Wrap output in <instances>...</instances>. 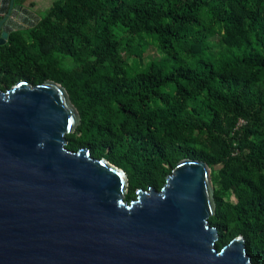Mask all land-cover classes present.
<instances>
[{
  "label": "trees",
  "instance_id": "16d2710c",
  "mask_svg": "<svg viewBox=\"0 0 264 264\" xmlns=\"http://www.w3.org/2000/svg\"><path fill=\"white\" fill-rule=\"evenodd\" d=\"M37 15L0 46V89L64 86L81 118L67 148L122 169L127 200L204 160L218 246L242 235L264 264V0H55Z\"/></svg>",
  "mask_w": 264,
  "mask_h": 264
},
{
  "label": "water",
  "instance_id": "95a60500",
  "mask_svg": "<svg viewBox=\"0 0 264 264\" xmlns=\"http://www.w3.org/2000/svg\"><path fill=\"white\" fill-rule=\"evenodd\" d=\"M40 17L0 0V46ZM80 114L64 86L0 89V264H255L245 238L218 246L212 168L184 159L126 199L119 167L67 148Z\"/></svg>",
  "mask_w": 264,
  "mask_h": 264
},
{
  "label": "rangeland",
  "instance_id": "374dc122",
  "mask_svg": "<svg viewBox=\"0 0 264 264\" xmlns=\"http://www.w3.org/2000/svg\"><path fill=\"white\" fill-rule=\"evenodd\" d=\"M29 2H25L27 4L31 3L32 0H28ZM53 0H41L39 2V0H36L33 4V6L31 5H26L25 3L21 4L24 8H27L28 10H31L33 11L35 14H37L36 12L37 11H45V10H48L51 6H52V3ZM138 56H141L145 61H148L149 59H155L157 58L159 55H158V52L157 50L152 46V45H148L146 47H144L141 52L139 53ZM133 57L131 56L129 58V61H132ZM216 213H217V210H216ZM215 213V214H216Z\"/></svg>",
  "mask_w": 264,
  "mask_h": 264
},
{
  "label": "crops",
  "instance_id": "0c3cea01",
  "mask_svg": "<svg viewBox=\"0 0 264 264\" xmlns=\"http://www.w3.org/2000/svg\"><path fill=\"white\" fill-rule=\"evenodd\" d=\"M36 0H32V2L31 3H29V4H27V3H25L27 6L28 5H31V6H33V4H35L34 2H35ZM41 0H39V2H40ZM52 1V0H51ZM55 0H53V2H54ZM27 2H29L28 0H27ZM52 2V3H53ZM37 13V12H36Z\"/></svg>",
  "mask_w": 264,
  "mask_h": 264
}]
</instances>
